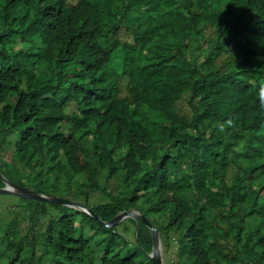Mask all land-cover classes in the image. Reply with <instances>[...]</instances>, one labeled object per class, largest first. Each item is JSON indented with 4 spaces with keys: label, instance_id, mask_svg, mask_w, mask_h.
I'll list each match as a JSON object with an SVG mask.
<instances>
[{
    "label": "trees",
    "instance_id": "trees-1",
    "mask_svg": "<svg viewBox=\"0 0 264 264\" xmlns=\"http://www.w3.org/2000/svg\"><path fill=\"white\" fill-rule=\"evenodd\" d=\"M262 87L264 0H0V171L135 207L169 264H264ZM12 195L0 264H154L136 218Z\"/></svg>",
    "mask_w": 264,
    "mask_h": 264
},
{
    "label": "water",
    "instance_id": "water-1",
    "mask_svg": "<svg viewBox=\"0 0 264 264\" xmlns=\"http://www.w3.org/2000/svg\"><path fill=\"white\" fill-rule=\"evenodd\" d=\"M0 177L4 181V185L0 186V193L14 194V195L27 198V199L42 200V201H48V202H52L56 204H62V205H68L71 207H75V208H78L80 210H83L91 214L93 217H96L97 219L101 221L102 224H104L107 227H114L116 224L120 223L121 221H123L125 218H128V217L136 218L138 220L137 237H139L140 221L144 222L151 229L152 236H153V250L150 253V256L154 264H165L164 244L162 241L160 230L158 229L156 225L152 223V221L148 219V217L145 214L141 213L135 207H132L128 210H123L111 220L106 221V220H103L101 216L95 212L92 206H89L83 202H79V201L66 198L60 195L52 194V193H44V192L38 191L33 188L22 186L20 184H17L11 181L1 171H0Z\"/></svg>",
    "mask_w": 264,
    "mask_h": 264
},
{
    "label": "rangeland",
    "instance_id": "rangeland-1",
    "mask_svg": "<svg viewBox=\"0 0 264 264\" xmlns=\"http://www.w3.org/2000/svg\"><path fill=\"white\" fill-rule=\"evenodd\" d=\"M74 3H76L78 0H72ZM144 16H136L135 19L136 20H140L142 19ZM123 94H125L127 92V88L125 87V85L123 86ZM69 110H71L70 108H68ZM12 194H8V193H0V208L5 209L6 208V203L10 202L13 200L14 197H12ZM105 199V198H103ZM20 209L18 208L17 212H19ZM43 224H45V220L41 221ZM23 224L26 226H31V222L30 220H24ZM91 233L93 232V230L90 231ZM176 251L177 249L175 247H171L169 252L167 253L164 249V259H165V264H169V261H173V260H177V256H176Z\"/></svg>",
    "mask_w": 264,
    "mask_h": 264
},
{
    "label": "clouds",
    "instance_id": "clouds-1",
    "mask_svg": "<svg viewBox=\"0 0 264 264\" xmlns=\"http://www.w3.org/2000/svg\"><path fill=\"white\" fill-rule=\"evenodd\" d=\"M261 98H262V102H264V87H262V90H261ZM232 127L233 126V121L231 119H229L228 121L225 122V124H221L219 126V130L221 132H223L225 130V127Z\"/></svg>",
    "mask_w": 264,
    "mask_h": 264
},
{
    "label": "bare ground",
    "instance_id": "bare-ground-1",
    "mask_svg": "<svg viewBox=\"0 0 264 264\" xmlns=\"http://www.w3.org/2000/svg\"><path fill=\"white\" fill-rule=\"evenodd\" d=\"M132 167V166H131ZM132 169H133V167H132ZM262 215V214H261ZM262 217V216H261Z\"/></svg>",
    "mask_w": 264,
    "mask_h": 264
}]
</instances>
